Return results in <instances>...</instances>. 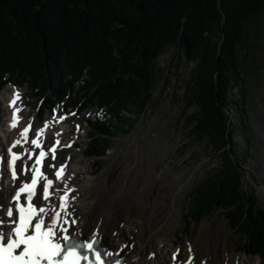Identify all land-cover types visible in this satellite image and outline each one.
<instances>
[{"label":"trees","instance_id":"obj_1","mask_svg":"<svg viewBox=\"0 0 264 264\" xmlns=\"http://www.w3.org/2000/svg\"><path fill=\"white\" fill-rule=\"evenodd\" d=\"M263 28L264 0H0V91L27 86L53 106L98 108L88 150L101 160L146 113L162 77L156 60L175 47L194 63L189 121L220 160L190 192L189 223L222 209L241 249L264 258V207L231 150L228 103L240 51Z\"/></svg>","mask_w":264,"mask_h":264},{"label":"rangeland","instance_id":"obj_2","mask_svg":"<svg viewBox=\"0 0 264 264\" xmlns=\"http://www.w3.org/2000/svg\"><path fill=\"white\" fill-rule=\"evenodd\" d=\"M193 65L173 46L157 58L156 67L162 77L146 113L129 133L114 138L113 148L104 159L89 158L91 122L102 117V113L95 108L83 112L71 109L66 114L63 109L68 107L67 103L53 106L48 100L41 102L29 87L23 86L21 89L25 90V94L22 93L21 99L27 106V113L22 116L29 115L24 123L34 122L35 128L41 126L43 130L48 126L49 129L59 127L44 132L52 134L48 137V140L51 139L46 149L61 130L66 134L65 137L63 135L66 143L73 141L69 146L70 153L66 149L58 155L61 159L69 155L66 161L70 165L79 161L89 166L87 171L78 169L73 177V182L84 192L83 196L81 193L83 198L76 199L79 204L95 201L99 194L96 187L89 186L87 178L103 180L105 189L110 192V186L115 181L117 187L113 189L117 192L121 186L139 178L143 187L142 197L120 214L116 225L122 229L123 237L120 239H128L131 245L140 244L144 238V245L138 247L140 259L142 256L154 264H170L171 260L175 264H188L191 259L201 263L208 254L210 264L214 261L217 264H254L258 257V264H264L262 256L247 254L241 249L244 238L232 229L222 209L191 225L187 218L191 190L207 177L212 167L220 164L208 137H199L193 131L195 122L189 121V116L197 111L195 105L186 106L185 82ZM238 70L239 76L230 90L228 101L233 133L231 150L248 175L250 197L264 207V186L261 182L264 171L259 157L264 133L258 129V118L264 114V28L241 49ZM12 88L8 84L0 91V125L7 118L8 91ZM39 106L40 109H37ZM59 108L61 110L57 113ZM62 114L67 117L57 121L56 115L60 117ZM3 131L8 132L7 136L13 134L18 137L19 144H25L19 139L18 126L12 130L8 124L0 128V139ZM2 144L0 140V147ZM52 163L56 165L58 161L50 159L48 168L53 166ZM62 185L59 193H71V200L80 193V189L69 192V187ZM104 192L106 196L102 198L100 207L112 195ZM70 207L74 211L78 209V203L68 206L64 212L71 211ZM166 222L169 225L162 231L152 230L154 227L155 230L160 229ZM149 234L156 235L155 239L150 240ZM173 253H176L175 257Z\"/></svg>","mask_w":264,"mask_h":264},{"label":"bare ground","instance_id":"obj_3","mask_svg":"<svg viewBox=\"0 0 264 264\" xmlns=\"http://www.w3.org/2000/svg\"><path fill=\"white\" fill-rule=\"evenodd\" d=\"M17 90L19 91L18 92L19 94L24 93L25 91L24 89H15V88H12L11 91H8L9 99H8V103L6 104L7 111L5 112V116H7V118L5 119V122L0 125V128L8 124L11 130L14 129L10 127L9 125L13 109L15 108V106H13V108L11 107L10 101L13 98L14 94H17L16 93ZM16 104H20L21 108L23 109L22 115L27 113V106H25L23 99L17 101ZM20 126L22 125H18L17 132L19 133V139L20 140L22 139L23 143L25 144H19L17 140L18 137L14 136L13 134L12 136H7L8 132H5V133L4 131L1 132L2 138L0 140L3 142L2 147L4 149L6 148L9 149L11 148V146H15V149H16V153L14 154L15 155L14 157H12L9 154V152H6L4 149L0 151V155H2V162L0 164V167L2 168L0 172L1 174V178H0V220H1L0 231L4 233L11 232V227L13 224L12 221L14 222V220H12V218L7 215L8 212L13 207V196L16 190L18 189V187L26 181L28 173L34 166V161L29 159V154L37 151L36 144L35 142H33L31 137L26 141L23 139L22 135H20L21 134L20 130H22V127ZM54 127L55 126H52V128L49 129V126H48V128L46 127L44 129L42 133V137L45 140V142L47 141L48 137H52V134L44 133V132L45 131L48 132L50 130L53 131L59 128V127H55V128ZM258 129H261L264 133V114H261L260 117L258 118ZM63 135L64 137L66 136V134L63 133V130H61V133L56 135L55 138L63 141L64 139ZM22 145H25V146L21 147ZM65 145L63 144L57 150V156L55 159L60 162L66 161L69 157L68 155V157H66L65 159L63 158L61 159L60 155H58L62 152H65L66 149L70 153V150H69L70 148H68L67 146L68 144L66 143ZM27 151L29 152L28 155L26 154ZM259 157L261 158V163L263 165V171H264V138L262 139V150L259 154ZM11 163H17L19 166V171H18L16 181H14L11 178V176L8 174V170H6V166ZM88 167H89L88 165H84L80 163L79 161L71 163V165L69 166L67 170V177L64 178L63 180H57L55 182L54 193L48 199H43L40 195L36 196L37 202L40 204L42 210L45 212L47 217L51 218V217H54L56 213L58 214L59 223L53 228L54 238L59 240L64 235L69 234V233H73L77 237L83 238V237L92 235L93 232H99L100 236L102 237L101 244L103 246H106L116 251V253L120 252V255H123L125 257L126 264H154L153 262L143 259L142 256H141V259L138 257L137 253L140 254L139 252L140 248L138 249V247H140L141 244L144 245V238L140 244L131 245L129 244L130 241L128 239L126 238L120 239L123 237L122 229L116 225L120 218L119 217L120 214H122L124 211H127V209H129L137 199H140L142 197L143 187L140 184L139 178L134 179L128 185L121 186L117 192H116L117 189L115 190L113 189L117 187L115 183L116 181L113 182V184L110 186V188H112L110 192V190L105 189L103 180H98L97 177L87 178V183H89V186L96 187V189L99 191V194L97 195L95 201H86V202L84 201L81 204H79V201H77L76 199L83 198L82 196L84 192L81 191V189L79 188L80 187L79 185H76L75 182H73V177L76 175V172L78 169H81L82 171H87L89 170ZM261 182H262V185L264 186V177L261 178ZM62 184L69 187V192L70 191L78 192V189H80V193L77 194L74 200H71L72 199L71 193L70 195L66 193L64 194L59 193L60 190L62 189V186H63ZM104 191L110 192L112 195H111V198L108 197L107 203L103 204V206L100 207L102 198L106 196V193ZM81 193H82V196H81ZM74 203L75 204L78 203V209L72 211L73 209L71 210V207H70L71 211L64 212V210L67 209L68 206H71ZM128 224L130 225L131 221H129ZM168 225H169V222H166L163 225V227H160V229L155 230L156 227H154L152 228V230H154L155 232L156 231L160 232L163 229L167 228ZM128 231L130 232L129 228H128ZM158 235L160 234L158 233ZM155 236L156 235L149 234L148 238L152 240V239H155ZM209 260H210L209 255L206 254V256H204V259H202L201 263L200 262L196 263L194 262V259H193V261H190L189 264H210ZM259 261H260V258L258 257L256 258L254 264H258ZM213 264H217V262L214 261Z\"/></svg>","mask_w":264,"mask_h":264}]
</instances>
